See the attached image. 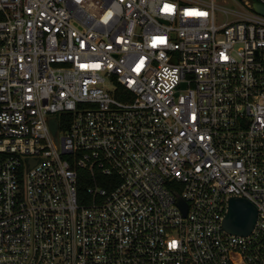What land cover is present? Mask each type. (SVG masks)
<instances>
[{
    "label": "built area",
    "instance_id": "2783aa9c",
    "mask_svg": "<svg viewBox=\"0 0 264 264\" xmlns=\"http://www.w3.org/2000/svg\"><path fill=\"white\" fill-rule=\"evenodd\" d=\"M255 4L0 0V264H264Z\"/></svg>",
    "mask_w": 264,
    "mask_h": 264
},
{
    "label": "water",
    "instance_id": "95a60500",
    "mask_svg": "<svg viewBox=\"0 0 264 264\" xmlns=\"http://www.w3.org/2000/svg\"><path fill=\"white\" fill-rule=\"evenodd\" d=\"M254 10L264 15V7L258 4L253 6ZM52 130H57L56 122H51ZM179 205L186 212V204L182 199L178 200ZM257 219V210L253 204L245 199H232L229 205L228 214L224 220V229L233 235L248 236L254 229Z\"/></svg>",
    "mask_w": 264,
    "mask_h": 264
},
{
    "label": "rangeland",
    "instance_id": "374dc122",
    "mask_svg": "<svg viewBox=\"0 0 264 264\" xmlns=\"http://www.w3.org/2000/svg\"><path fill=\"white\" fill-rule=\"evenodd\" d=\"M210 1V0H206ZM214 2L220 6L229 8L231 6V0H214ZM238 264H242L241 260L238 261Z\"/></svg>",
    "mask_w": 264,
    "mask_h": 264
},
{
    "label": "snow or ice",
    "instance_id": "6c2138e0",
    "mask_svg": "<svg viewBox=\"0 0 264 264\" xmlns=\"http://www.w3.org/2000/svg\"><path fill=\"white\" fill-rule=\"evenodd\" d=\"M171 246L176 247V242H173Z\"/></svg>",
    "mask_w": 264,
    "mask_h": 264
}]
</instances>
